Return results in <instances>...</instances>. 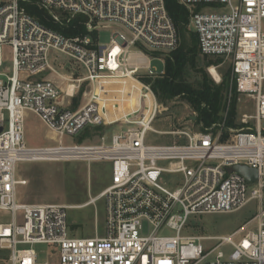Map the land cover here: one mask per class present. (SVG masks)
Returning a JSON list of instances; mask_svg holds the SVG:
<instances>
[{
  "label": "built area",
  "instance_id": "2783aa9c",
  "mask_svg": "<svg viewBox=\"0 0 264 264\" xmlns=\"http://www.w3.org/2000/svg\"><path fill=\"white\" fill-rule=\"evenodd\" d=\"M27 2L56 24L81 16L95 38L47 29L21 7ZM177 2L189 12L199 54L228 62L236 91L253 101V115L241 118L252 128L234 130L226 142L210 130L151 128L157 104L141 78L161 77L164 70L153 71L152 60L165 65L179 45L164 0H0V210L11 218L0 224L6 264H264V0ZM110 29L109 43L100 45L98 31ZM50 51L66 56L81 76L58 73L48 62ZM133 86L144 96L135 97ZM80 91L85 103L73 111ZM145 95L153 101L149 116ZM133 96L138 107L124 115ZM26 112L56 138L55 146H25ZM115 126L119 131L108 144L104 136L99 145L62 142L89 127ZM150 133L185 141L152 145ZM61 161L110 162L108 186L79 207L104 202L103 237L71 236L67 210L74 206L17 201V187L25 185L15 177L18 163ZM238 165L256 170L257 181L236 174ZM250 202L256 203L254 216L230 234L181 235L192 216L235 213ZM164 229L175 236H159ZM37 244L47 245L43 262L32 248Z\"/></svg>",
  "mask_w": 264,
  "mask_h": 264
},
{
  "label": "rangeland",
  "instance_id": "374dc122",
  "mask_svg": "<svg viewBox=\"0 0 264 264\" xmlns=\"http://www.w3.org/2000/svg\"><path fill=\"white\" fill-rule=\"evenodd\" d=\"M191 32V28L187 27ZM264 32V21L262 24ZM193 32V31H192ZM113 30L98 31V42L100 45H107L111 39ZM93 40L91 35H88ZM172 53V52H171ZM169 53L168 56L171 54ZM195 68H187L183 75V82L190 86L191 90L197 91L200 88L204 75L215 86L225 83L226 93L224 94V105L222 116L226 117L232 106L233 99L236 98V115L234 118L235 128L225 129L223 125L217 126L215 130L210 131L219 136L220 142H226L232 137L234 130L252 128L253 122L247 120L246 125L242 124L243 115L252 116L254 113L253 101L236 91L234 80L231 76L230 64L221 59L203 58L197 53ZM212 61L213 64H207ZM49 64L60 74L74 73L75 76H81V71L77 66L68 60V58L55 51H50L48 55ZM217 64H216V63ZM9 67V62L7 63ZM152 70L160 74L164 70V65L157 60L151 62ZM214 67L218 78L209 73V68ZM154 80V79H152ZM130 84V83H129ZM130 86V85H128ZM135 87V86H133ZM87 90H85L86 92ZM137 95L144 96V90L135 87L133 91ZM146 96V95H145ZM155 96V95H154ZM134 96L127 100L126 107L122 109L124 115L127 112L134 111L138 107V101ZM147 103L150 105L148 116L152 113V99L149 96ZM86 100V96L80 91L71 101L70 109L76 110L81 107ZM157 112L152 121L151 128L155 131L177 133L200 131L199 126L195 124L196 113L190 107L186 100L181 97L172 100L160 101L155 97ZM65 102H67L65 100ZM144 122V121H142ZM129 126H121L125 130ZM119 126L104 128L101 134L89 136L81 140L78 137H64V145L87 144L99 145L100 137L104 136L105 143H110L113 134L118 133ZM261 129L264 131V121L261 123ZM231 130V131H230ZM24 144L27 148L52 147L56 144V138L47 131L40 120L32 113L24 114ZM85 134V133H84ZM85 136V135H83ZM222 137H227L221 141ZM149 143L152 145L181 144L185 138L180 135L166 134L154 135L148 134ZM162 166L168 167V164L162 163ZM110 162H91L84 161H61V162H20L16 165V180L25 182V185L17 187L16 199L23 204H57L66 206H82L89 197H95L104 187L110 183ZM172 180L171 177L166 181ZM176 187V186H175ZM174 187V188H175ZM172 187V189H174ZM96 209V217L95 211ZM256 212V203L250 202L242 210L230 214L217 215H197L192 216L188 226L181 232L183 236L209 235L220 236L232 233L234 230L250 220ZM104 202L99 200L95 207L87 206L81 209L67 210V223L69 225L72 237L86 238L93 237L97 232L99 237L104 236ZM11 221L10 215L0 210V224H7ZM149 229L144 225L143 232L147 234ZM174 231L164 229L159 232V236H175ZM28 247V246H25ZM32 248L39 256V262L47 252V245H34ZM0 264H6V252L0 251Z\"/></svg>",
  "mask_w": 264,
  "mask_h": 264
},
{
  "label": "trees",
  "instance_id": "16d2710c",
  "mask_svg": "<svg viewBox=\"0 0 264 264\" xmlns=\"http://www.w3.org/2000/svg\"><path fill=\"white\" fill-rule=\"evenodd\" d=\"M165 8L176 28L179 45L169 56L165 58L164 73L161 77L141 78V81L150 85L153 94L160 101L172 100L181 97L187 101L196 113L195 124L200 131L215 130L216 127L223 125L225 129L235 128L234 118L236 115V98L233 99L232 106L226 117L222 116V109L225 103L224 94L226 93L225 83L215 86L204 75L200 88L197 91L191 90L182 80V75L187 68H195L197 60V37L194 32H190L188 27L189 12L178 4L177 0H164ZM21 7L25 12L37 20L49 30L56 31L64 37L71 38L76 36L88 35L84 26L83 18L76 16L67 24H56L46 11L39 9L34 3H22ZM63 18V16H62ZM95 38V34H91ZM208 58V57H203ZM216 63V62H215ZM207 64H213L208 61ZM217 64V63H216ZM74 111V110H73ZM104 130L103 127H89L82 131L81 140L98 134ZM85 133V134H84ZM78 137V136H77ZM227 137H222L221 141Z\"/></svg>",
  "mask_w": 264,
  "mask_h": 264
},
{
  "label": "water",
  "instance_id": "95a60500",
  "mask_svg": "<svg viewBox=\"0 0 264 264\" xmlns=\"http://www.w3.org/2000/svg\"><path fill=\"white\" fill-rule=\"evenodd\" d=\"M1 132V129H0ZM232 170L243 177L248 183H254L257 181V171L254 169H250L245 166H234Z\"/></svg>",
  "mask_w": 264,
  "mask_h": 264
},
{
  "label": "bare ground",
  "instance_id": "6f19581e",
  "mask_svg": "<svg viewBox=\"0 0 264 264\" xmlns=\"http://www.w3.org/2000/svg\"><path fill=\"white\" fill-rule=\"evenodd\" d=\"M209 73L214 76L215 78H218L217 74L215 73L214 69L213 68H209ZM80 206L76 207L74 209H81L79 208Z\"/></svg>",
  "mask_w": 264,
  "mask_h": 264
},
{
  "label": "crops",
  "instance_id": "0c3cea01",
  "mask_svg": "<svg viewBox=\"0 0 264 264\" xmlns=\"http://www.w3.org/2000/svg\"><path fill=\"white\" fill-rule=\"evenodd\" d=\"M107 186H108V185H107ZM104 188H106V187H104ZM102 190H104V189H102ZM102 190H101V191H102ZM101 191H100V192H101ZM100 192H99V193H100ZM99 193H98V194H99ZM98 194H97V195H98ZM97 195H96V196H97ZM90 197H91V196H90ZM90 197H89V198H90ZM91 198H93V197H91ZM87 202H88V201H87ZM87 202H86V203H87ZM86 203H85V204H86ZM22 204H23V203H22ZM27 205H44V204H27Z\"/></svg>",
  "mask_w": 264,
  "mask_h": 264
}]
</instances>
